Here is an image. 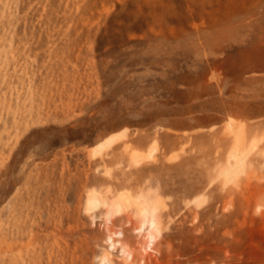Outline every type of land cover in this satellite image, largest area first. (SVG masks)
<instances>
[{"label": "rangeland", "instance_id": "1", "mask_svg": "<svg viewBox=\"0 0 264 264\" xmlns=\"http://www.w3.org/2000/svg\"><path fill=\"white\" fill-rule=\"evenodd\" d=\"M0 264H264V0H0Z\"/></svg>", "mask_w": 264, "mask_h": 264}, {"label": "bare ground", "instance_id": "2", "mask_svg": "<svg viewBox=\"0 0 264 264\" xmlns=\"http://www.w3.org/2000/svg\"><path fill=\"white\" fill-rule=\"evenodd\" d=\"M125 134H126V132L122 130L119 133H115V134H112V135L106 137L105 139H103L102 141L97 143L95 146H93L94 153L102 152L103 149L110 147L114 142L119 140L122 135H125ZM232 155L237 156V152H232ZM234 172L235 171L232 168H226L224 170V173L226 174L228 179L233 178ZM131 198H132L131 193H129L127 191H121L118 194V199L116 200V204H115L116 209H119V207L123 204L124 201H129V200H131ZM90 201L92 203L96 204V203H98L99 198L95 194H92V195H90ZM148 210H149V208L147 205L142 207L143 212H147ZM149 221H150L151 227L157 228L158 220L154 214ZM154 239H155L154 235H150V242L151 243L154 241Z\"/></svg>", "mask_w": 264, "mask_h": 264}]
</instances>
